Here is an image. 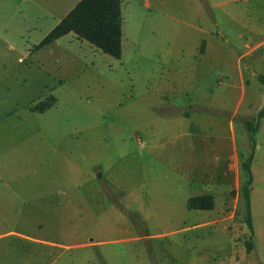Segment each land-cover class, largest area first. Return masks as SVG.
Returning <instances> with one entry per match:
<instances>
[{
  "label": "rangeland",
  "instance_id": "1",
  "mask_svg": "<svg viewBox=\"0 0 264 264\" xmlns=\"http://www.w3.org/2000/svg\"><path fill=\"white\" fill-rule=\"evenodd\" d=\"M43 2L0 0V264H264V117L253 233L240 190L264 107L252 3L217 24L204 0H122L116 57L72 32L37 48L60 17Z\"/></svg>",
  "mask_w": 264,
  "mask_h": 264
},
{
  "label": "trees",
  "instance_id": "2",
  "mask_svg": "<svg viewBox=\"0 0 264 264\" xmlns=\"http://www.w3.org/2000/svg\"><path fill=\"white\" fill-rule=\"evenodd\" d=\"M71 32L94 44L103 52L119 57L122 52V0H79L61 21L42 38L36 47H45ZM258 78L264 85V74H259ZM49 106L50 103H45L42 107L36 105L34 108H40L43 111ZM263 117L264 107L259 110L256 121H245V125L250 132L249 142L251 147L247 155L240 153V167L244 173V181L240 186V190L245 197V219L251 233L254 230L251 203L254 180L252 163L255 156V134ZM208 206H211V203ZM247 246L248 250H251L252 241H249Z\"/></svg>",
  "mask_w": 264,
  "mask_h": 264
},
{
  "label": "crops",
  "instance_id": "3",
  "mask_svg": "<svg viewBox=\"0 0 264 264\" xmlns=\"http://www.w3.org/2000/svg\"><path fill=\"white\" fill-rule=\"evenodd\" d=\"M35 1L36 0H32V2H35ZM40 1H42V0H40ZM78 1L79 0H75V2H73V3L76 4ZM240 1L241 2H251L252 3L251 4V7H252V15H253L254 20H256V26L258 24H264V0H223L221 2H219L217 0H204L203 4H204V6H205V8L207 10H209V8H210V10L212 11L213 17L215 19V21L213 23H217L218 24V22L216 20V17L214 16L215 9L223 8L224 9V13H223L224 16H227L228 18H231V21H235L236 24H243L245 22V14H246L245 13V10H246V8L248 9L250 7V5L247 6V7H242V5H240V3H239ZM46 2L47 1L44 0V2L42 4L40 3V5L42 7L43 6H47V8H48V14L50 16H53L54 15V9H55V12L60 11V17L58 18L59 19L58 22H60L61 19L75 6V4H74L73 7L70 10H68V12L66 14H64L65 12L61 14V8L64 5H62L61 3H59L57 1V5L58 6H56L54 8L51 5V3H48L47 4ZM224 29H226V27ZM212 38H213L212 37V33H210V30H209V35L207 37H205L204 39L207 40L208 45L210 47L208 49L210 51L212 50L211 48L213 47L214 41H216V39L213 40ZM197 46H198V44L196 45V48H197ZM196 48H195V50H196ZM189 116H190V113L189 112H185L184 113V117L188 118ZM236 157H237V155L234 152L231 153V155L229 156V158L232 159L233 161H235V158ZM254 164H255V158H254L253 163H252V172H253V179H254L253 180V188H252V199H251L252 200L251 201L252 207H254V195L253 194H254L255 176H256V172H255V169H254V166H255ZM233 179H237V172H236V174H233Z\"/></svg>",
  "mask_w": 264,
  "mask_h": 264
}]
</instances>
